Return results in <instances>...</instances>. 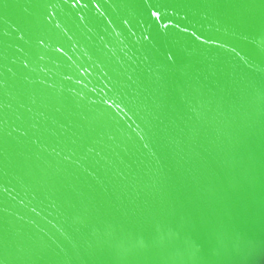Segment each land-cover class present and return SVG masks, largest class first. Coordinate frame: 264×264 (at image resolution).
<instances>
[{
    "label": "water",
    "instance_id": "water-1",
    "mask_svg": "<svg viewBox=\"0 0 264 264\" xmlns=\"http://www.w3.org/2000/svg\"><path fill=\"white\" fill-rule=\"evenodd\" d=\"M0 264H264V0H0Z\"/></svg>",
    "mask_w": 264,
    "mask_h": 264
}]
</instances>
